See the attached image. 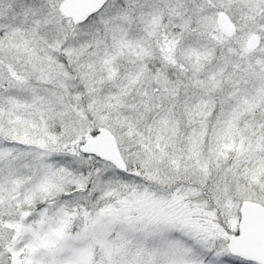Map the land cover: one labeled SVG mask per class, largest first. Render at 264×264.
<instances>
[{"label":"snow or ice","instance_id":"snow-or-ice-1","mask_svg":"<svg viewBox=\"0 0 264 264\" xmlns=\"http://www.w3.org/2000/svg\"><path fill=\"white\" fill-rule=\"evenodd\" d=\"M0 264H264V0H0Z\"/></svg>","mask_w":264,"mask_h":264}]
</instances>
